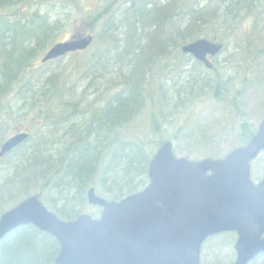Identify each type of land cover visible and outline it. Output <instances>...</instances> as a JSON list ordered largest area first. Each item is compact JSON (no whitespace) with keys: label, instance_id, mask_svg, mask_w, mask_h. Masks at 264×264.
I'll return each instance as SVG.
<instances>
[{"label":"trees","instance_id":"trees-1","mask_svg":"<svg viewBox=\"0 0 264 264\" xmlns=\"http://www.w3.org/2000/svg\"><path fill=\"white\" fill-rule=\"evenodd\" d=\"M54 1L62 13L44 10L45 1L0 0V131L22 118L39 126L0 159L8 166L0 179V214L32 192L45 201L48 192L50 211L71 221L88 210L96 214L86 201L90 187L118 201L147 184L148 162L161 139L145 153L143 142L121 137L146 105L151 136L159 131L157 116L164 114L154 94L163 99L165 87L158 91L154 77L162 74L164 58L186 67L190 79L197 74L192 81L198 78L207 89L206 74L215 66L206 71L194 60L185 62L181 47L200 38L232 43L246 17L249 43L264 21V0H98L101 10L85 15L93 42L67 55L77 57L71 70L56 63L67 56L38 63L68 22V0ZM221 86L217 82L215 91ZM88 91L109 95L90 102ZM3 140L1 134L0 145ZM58 252L53 237L27 225L0 241V264H55ZM251 264H264V256Z\"/></svg>","mask_w":264,"mask_h":264},{"label":"water","instance_id":"water-1","mask_svg":"<svg viewBox=\"0 0 264 264\" xmlns=\"http://www.w3.org/2000/svg\"><path fill=\"white\" fill-rule=\"evenodd\" d=\"M90 35L70 37L53 45L45 63L83 51ZM221 45L200 39L182 48L210 69L206 56ZM18 133L0 147V157L27 138ZM264 152V117L256 134L223 159L190 161L174 156L165 141L152 156L148 184L118 202L87 192L90 206L100 208L98 219L80 215L64 222L32 195L0 215V241L18 227L32 225L52 236L59 245L55 264H200L205 239L234 232L235 260L248 264L264 253V175L256 185L250 180V162Z\"/></svg>","mask_w":264,"mask_h":264},{"label":"rangeland","instance_id":"rangeland-1","mask_svg":"<svg viewBox=\"0 0 264 264\" xmlns=\"http://www.w3.org/2000/svg\"><path fill=\"white\" fill-rule=\"evenodd\" d=\"M37 1L39 3L45 1L41 5L44 10L56 8L59 13H62V5H55L54 0ZM64 6L66 7L63 10L66 11L64 17L66 16L68 22L64 34L60 36V41L69 39L72 35H86L87 31L93 30L90 28V21L86 16L96 13L102 7L98 0H68ZM89 9L94 12L87 11ZM249 21L251 19L246 17L243 21L244 26L237 25L236 39L233 40L236 41L235 43L233 41L226 43L227 40H225L222 53L214 59H210L212 65L215 66V71L206 74L207 89L201 88V85L205 86V84L199 83L198 78L192 81L197 74H192L194 79H190L188 78L189 74L183 73L186 67H173L171 66L173 61L164 58L162 74L154 77L158 82V91L162 92V84L165 87L163 99L162 94H154L156 105L159 103L158 108L161 112L163 109L164 114L162 118L160 115L157 116L156 123L160 128L159 131L154 133L155 136H151L150 125L152 129V124L150 113L148 114L149 107L146 105L141 109L142 112L137 114L133 124L124 129L125 134L121 138L143 142L145 153H149L156 146L157 140L161 139V142L169 140L174 155L190 161L205 158L222 159L233 149L244 147L264 117V21L248 43L244 32L250 29ZM100 23L102 24L101 20ZM46 51L43 52V55ZM86 57L87 55H84L83 58ZM76 58L67 56L64 60H59L56 63L60 62L59 66L71 70L72 61ZM184 60L192 62L190 57ZM217 82L222 86L218 91H215ZM100 91L102 92V90ZM215 92L217 96H215ZM87 94L90 102L95 101L96 103H99V97H108L109 95L106 93L102 96L93 93V91H88ZM161 112L159 113L162 114ZM17 122L9 123L6 128L0 131L4 140L17 132L38 131L39 126L34 128L33 122L27 118H22V121ZM243 136L248 137L243 140ZM43 138L46 141L51 140V136L45 130ZM7 167L6 163H0V179L7 172ZM263 175L264 153H260L250 162V177L257 184ZM44 198L45 201L49 200L48 192L45 193ZM42 203L50 210L49 203L48 205ZM88 212L91 214V210ZM96 212L91 215H98V210ZM234 242L235 238L229 235L212 238L202 247L200 263H232Z\"/></svg>","mask_w":264,"mask_h":264},{"label":"flooded vegetation","instance_id":"flooded-vegetation-1","mask_svg":"<svg viewBox=\"0 0 264 264\" xmlns=\"http://www.w3.org/2000/svg\"><path fill=\"white\" fill-rule=\"evenodd\" d=\"M222 235H224V236H225V235L233 236V237L235 238V242H236V238H237V236H236L234 233H221V234H217V235H214V236L208 238V239L203 243V245H204L205 243H208L210 240H212V238H216V237H219V236H222ZM262 238H264V235L262 236ZM235 242H234V245H233V255H234V256H236V251H235V249H234ZM202 247H203V246H202ZM211 247H212V245H211ZM262 256H264V253L258 255L257 257L260 258V257H262ZM259 258H258V259H259ZM251 263H253V261H252ZM251 263H249V264H251Z\"/></svg>","mask_w":264,"mask_h":264}]
</instances>
